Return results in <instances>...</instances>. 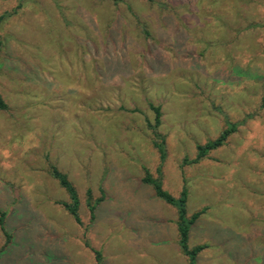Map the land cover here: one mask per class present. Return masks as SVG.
I'll use <instances>...</instances> for the list:
<instances>
[{
	"label": "rangeland",
	"instance_id": "374dc122",
	"mask_svg": "<svg viewBox=\"0 0 264 264\" xmlns=\"http://www.w3.org/2000/svg\"><path fill=\"white\" fill-rule=\"evenodd\" d=\"M18 4L0 24V264H188L176 209L141 182L161 162L150 105L163 189L204 210L196 264H264V0H0V15Z\"/></svg>",
	"mask_w": 264,
	"mask_h": 264
},
{
	"label": "trees",
	"instance_id": "16d2710c",
	"mask_svg": "<svg viewBox=\"0 0 264 264\" xmlns=\"http://www.w3.org/2000/svg\"><path fill=\"white\" fill-rule=\"evenodd\" d=\"M22 6L21 4H18V6L13 9L11 12H5L2 15H0V24L6 19L17 13V10L20 9ZM151 110L154 112V123L153 125H150L153 135L155 137V140L153 141V146L157 149L159 155H160V164L158 165L156 169L157 177H153L150 172L144 168V176L141 179V182L147 185H150L153 188L154 194L157 198L164 201L166 204L173 206L176 209L177 212V221H176V227L178 232V245L180 247L181 253L187 257L188 264H196V260L198 255L203 251L207 246L206 245H196L192 248H189L188 246V238H189V232L190 228L194 225V223L198 220V218L202 215L204 210L197 211L193 213L191 216H187L186 214V203H187V188L184 185L181 192L179 193L178 197H173L170 193H168L166 190L162 187V163L165 159L166 152H165V141L163 136L157 133V128L160 125V117L161 112L159 107H155L153 105H150ZM7 110V104L4 102L1 94H0V111H6ZM239 123H228L226 128L219 134V136L214 139L206 142L203 145H197V155L192 160H184L186 164H196L199 161H201L203 158L206 157V155L215 149H218L222 147L226 140L229 138L230 135L235 133L237 131ZM50 175L52 178H54L60 187H62L69 197V202H58L73 218V220L79 225L81 223L80 217L78 215V206H79V200L77 196V192L72 185V183L68 180L67 176L63 173H61L57 168L51 167L50 169ZM90 191H87L88 195V202L87 207L90 213V218L93 220L95 218V209L98 203L103 199H98L96 203H92L91 201V195ZM0 230L5 236V246H7L10 243L11 236L6 232L5 229V214L0 212ZM96 255V261L98 263L101 262V257L99 252H95Z\"/></svg>",
	"mask_w": 264,
	"mask_h": 264
}]
</instances>
